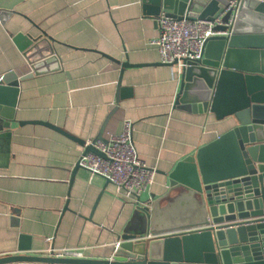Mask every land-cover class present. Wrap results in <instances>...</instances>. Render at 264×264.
Masks as SVG:
<instances>
[{
	"label": "crops",
	"instance_id": "crops-1",
	"mask_svg": "<svg viewBox=\"0 0 264 264\" xmlns=\"http://www.w3.org/2000/svg\"><path fill=\"white\" fill-rule=\"evenodd\" d=\"M155 20L141 0H0V77L20 82L11 136L0 142V258L78 248L85 260H102L137 215L103 178L73 172L79 144L32 122L87 143L115 110L103 138L132 123L137 155L156 170L140 198L150 204L167 194L176 164L233 128L231 118L175 106L180 78L149 45ZM18 35L50 41L54 60H42L37 75L29 77ZM124 63L133 67L122 70Z\"/></svg>",
	"mask_w": 264,
	"mask_h": 264
},
{
	"label": "water",
	"instance_id": "water-1",
	"mask_svg": "<svg viewBox=\"0 0 264 264\" xmlns=\"http://www.w3.org/2000/svg\"><path fill=\"white\" fill-rule=\"evenodd\" d=\"M229 1L141 3L143 15L155 19L163 14L178 20L212 21L223 14ZM228 17L224 15L222 21ZM14 44L30 65L29 77L38 74L42 60H54L47 37L18 35ZM128 67L133 66L122 64V70ZM19 83L13 73L0 77V142L7 143L11 136ZM175 106L193 114L210 113L217 121L231 118L234 126L176 164L166 176L167 194L137 209L108 257L73 260L17 255L0 258V264H264V0H240L230 34L209 38L202 60L182 72ZM114 112L92 144L105 142L103 133ZM32 124L85 147V141L61 128ZM86 153L102 156L92 145L84 148ZM79 169L76 164L73 172ZM171 193L177 194L171 197Z\"/></svg>",
	"mask_w": 264,
	"mask_h": 264
},
{
	"label": "built area",
	"instance_id": "built-area-1",
	"mask_svg": "<svg viewBox=\"0 0 264 264\" xmlns=\"http://www.w3.org/2000/svg\"><path fill=\"white\" fill-rule=\"evenodd\" d=\"M240 0H230L223 14L208 21L200 19H174L160 15L156 20L157 36L149 42L158 52L159 62L168 65L180 78L182 72L191 64L203 58L204 43L212 37L228 36L235 22ZM229 14L227 22L224 15ZM225 27V31L218 28ZM105 142H87L102 156L84 154V148L77 160L79 167L88 172L90 179L99 176L113 188L116 198L134 205L137 209L150 206L140 198L153 185L156 170L146 166L139 158L132 142V123L124 121L121 133L109 134ZM173 234V233H170ZM42 257L54 259L82 260L84 254L78 248H47Z\"/></svg>",
	"mask_w": 264,
	"mask_h": 264
}]
</instances>
